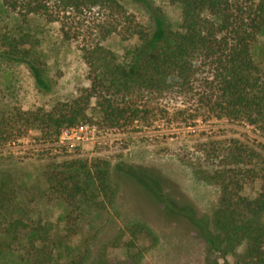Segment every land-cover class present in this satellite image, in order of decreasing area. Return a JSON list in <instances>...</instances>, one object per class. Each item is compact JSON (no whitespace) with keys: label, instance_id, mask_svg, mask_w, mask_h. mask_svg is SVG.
Instances as JSON below:
<instances>
[{"label":"rangeland","instance_id":"rangeland-1","mask_svg":"<svg viewBox=\"0 0 264 264\" xmlns=\"http://www.w3.org/2000/svg\"><path fill=\"white\" fill-rule=\"evenodd\" d=\"M152 2L172 28L179 23L177 3ZM122 3L140 23L151 27L139 4ZM56 4L17 0L13 9L0 0V34L27 35L31 55L50 85L49 90L38 89L24 63L0 58V264H33L38 251L48 264H75L82 256V264H91L102 245H108L104 248L111 264H213L215 259L221 263L209 249L207 234L212 233L214 211L225 203L215 171L233 181L244 178L238 189L242 196L252 198L260 191L261 179L250 177L264 166V150L259 163L254 160L257 144H264L256 127L226 118H190L187 113L195 104L189 99L142 90L131 96L136 118L126 114L117 127L102 117L94 97L87 106L89 121L82 128L62 129L57 137L40 127L20 131L1 126L7 119L12 126L9 115L15 108L49 110L81 95L90 85L83 56L87 45L101 44L122 61L125 51L138 42L135 36L120 33L97 34L94 26L106 20L105 8L60 12L70 28L71 37L65 38L55 20ZM34 5H46L48 13L26 11ZM252 55L264 71V26ZM116 100L124 101L121 96ZM181 110L187 112L177 115ZM107 164L112 182L119 183L110 202L93 189L95 169ZM117 169L159 177L169 197L191 205L201 231L182 218H170L163 203L150 200L139 184L121 177ZM67 173L77 175L85 189L70 201L57 189ZM14 220L23 224L9 230ZM135 221L146 223L155 240L138 235L134 245L128 244L127 225ZM42 237L50 247H32ZM243 247L236 246V254L227 259H236Z\"/></svg>","mask_w":264,"mask_h":264},{"label":"trees","instance_id":"trees-1","mask_svg":"<svg viewBox=\"0 0 264 264\" xmlns=\"http://www.w3.org/2000/svg\"><path fill=\"white\" fill-rule=\"evenodd\" d=\"M2 1L13 9L17 6V0ZM122 1L139 4L149 15L151 27L140 23L133 13L127 11ZM171 1L180 7V21L173 28L162 9L152 0H54L58 8L55 20L59 21L65 38L71 37L70 28L60 12L81 13L83 10L105 8L106 20L94 26L97 34L104 37L120 33L125 37L135 36L138 42L125 51L122 61H118L101 44L95 42L87 45L83 49V56L90 85L81 95L49 110L15 108L9 115L12 126L8 119L1 126H5V130L9 127L20 131L40 127L57 137L62 129L89 121L87 106L94 97L102 117L109 121L111 127H117L126 114L132 115L131 120L136 118L131 109L134 108L131 96L136 90H142L148 94H170L189 99L195 104L194 111L187 113L190 118L202 115L244 122L256 127L264 139V71L252 55L253 44L264 26V0ZM26 11L48 13L46 5L30 6ZM29 45L24 33H1L0 58L24 63L35 86L40 90H49L50 85L40 65L32 57ZM118 96L124 101L116 100ZM127 96H130V100H125ZM183 111L187 112L181 110L177 115L183 114ZM257 145L258 150H254L256 162L260 150H264V144ZM104 166L95 169L93 189L110 202L119 183L115 180L112 182L110 166ZM117 171H121L118 172L121 177L139 184L150 200L163 203V209L170 218H182L191 226L195 224L201 231L191 205L169 197L159 177L129 169ZM217 172L218 169L215 171V181L223 184L222 199L225 198V203L214 211L212 233H207L210 251L222 259L221 263L215 259L213 264H264V166L250 175L251 178H260L262 182L260 191L252 198L238 193L245 182L244 178L233 181L229 176L220 174L221 171ZM232 183L233 194L229 192ZM57 189L64 199L70 201L83 192L84 187L77 175L67 173V177L57 184ZM226 192H229L228 196ZM22 224L11 221L8 229L11 230L9 226H12V230H15ZM127 230L130 236L128 244L134 245L138 235L155 240L153 231L143 221L127 225ZM116 244L118 240L114 246ZM239 245L244 246L242 253L230 262L227 255L236 254L235 248ZM32 247L50 246L42 237ZM101 247L91 264H111L104 248L108 245ZM34 256L33 264L49 262L40 251ZM84 258L80 257L75 264H82Z\"/></svg>","mask_w":264,"mask_h":264},{"label":"built area","instance_id":"built-area-1","mask_svg":"<svg viewBox=\"0 0 264 264\" xmlns=\"http://www.w3.org/2000/svg\"><path fill=\"white\" fill-rule=\"evenodd\" d=\"M79 128H82V125H80Z\"/></svg>","mask_w":264,"mask_h":264}]
</instances>
